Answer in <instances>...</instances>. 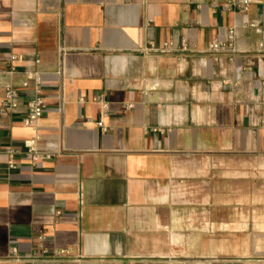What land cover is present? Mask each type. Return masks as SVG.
<instances>
[{
    "label": "crops",
    "instance_id": "1",
    "mask_svg": "<svg viewBox=\"0 0 264 264\" xmlns=\"http://www.w3.org/2000/svg\"><path fill=\"white\" fill-rule=\"evenodd\" d=\"M247 1L0 0V104L20 94L0 115V264H264V0ZM32 74L48 111L26 127ZM36 136L50 158L9 168Z\"/></svg>",
    "mask_w": 264,
    "mask_h": 264
},
{
    "label": "built area",
    "instance_id": "2",
    "mask_svg": "<svg viewBox=\"0 0 264 264\" xmlns=\"http://www.w3.org/2000/svg\"><path fill=\"white\" fill-rule=\"evenodd\" d=\"M224 6L227 10L240 9L243 12L248 10L249 2L247 0H225ZM236 39L235 29L232 28L228 31L226 38L216 39L209 45V50L213 54H222L225 52H234V42ZM259 48L264 50V44H260ZM151 50L158 52H173V44H164L160 48L151 47ZM181 51H187L185 42L181 44ZM251 70V69H250ZM30 82L33 84V95L29 100L27 105V115L23 120V124L26 127H33L35 124L46 114L48 111V106L45 103L44 98L41 95L43 89V79L38 74H32L29 76V82L23 84L24 89L30 87ZM258 104L261 107H264V83L260 86L257 93ZM128 109L132 108V105L126 106ZM20 108V94L18 90L13 88H7L4 93V97L0 104V115L8 116L9 114L17 111ZM104 109L106 112L109 110V106L105 105ZM98 126L103 130L107 131V127L103 122L99 123ZM40 137L36 136L35 138L27 139L24 141L22 149L15 147H7L5 149L6 156L8 158L9 168H15V158L17 155L24 153L25 156L31 160L33 163L41 162L48 160L49 155L42 154L39 151L38 143ZM44 237H40V240H43Z\"/></svg>",
    "mask_w": 264,
    "mask_h": 264
}]
</instances>
